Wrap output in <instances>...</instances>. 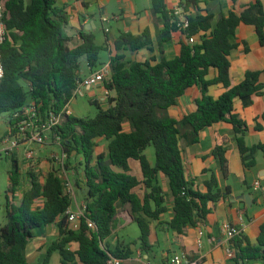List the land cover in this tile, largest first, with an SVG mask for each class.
Wrapping results in <instances>:
<instances>
[{
    "label": "trees",
    "instance_id": "trees-1",
    "mask_svg": "<svg viewBox=\"0 0 264 264\" xmlns=\"http://www.w3.org/2000/svg\"><path fill=\"white\" fill-rule=\"evenodd\" d=\"M152 2L153 11L161 13L165 23L164 29L158 32L160 47L169 42L176 31H181L186 38L206 34L194 44L183 41L175 58L162 59L155 65L149 61L128 62L120 53L143 48L152 50L149 30L141 35L120 34L113 44L112 81L106 84L108 90L115 91V96L109 99L110 106L107 109L99 106L92 119L66 115L53 129L68 158L83 157L86 210L78 229H73L68 221L72 199L54 167L44 182L38 175L29 173L30 187L21 202L12 200L21 176L15 161L9 173L7 222L0 223V264H32L25 258L24 250L34 231L54 223L58 224L60 238L48 248L43 264L49 263L54 252H59L64 262L78 260L81 264H107L110 257L125 259L132 254L130 244L118 245L112 250L107 240L112 236L118 208L127 204L131 205L141 232L132 244H140L143 251L149 252L151 220L167 212L158 183L160 172L169 178L175 201L170 228L183 233L187 225L205 222L216 203L230 194V189L207 194L193 190L185 176L179 143L183 136L191 144L198 143L202 131L220 121L234 126L245 167L256 165V153L264 151V144L252 147L245 144L244 135L249 126L234 113V106L238 100L263 94L264 70L247 72L240 84L232 85L230 54L233 45L229 37L241 23L249 24L255 26L264 45L263 2L256 0L240 15L232 12L213 29L212 15L190 16L186 30L179 27L178 18L167 9L164 0ZM200 2L181 0L180 6L185 10L198 9ZM3 3L8 35L2 46L5 75L0 81V116L18 112L31 100L38 103L43 112L61 113L75 97L82 74L81 60L85 58L91 70L97 68L100 54L108 45L98 44L93 33L80 32L82 44L70 48L68 12L55 0H3ZM211 69H216L218 76L206 80ZM215 83H222L226 88L217 99L208 95L209 86ZM24 84L29 87L28 92ZM195 85H201L202 89L196 111L180 120L168 116V108L177 105L179 98ZM127 125L129 131L125 128ZM187 129L189 133L184 132ZM100 138L108 141V153L95 155ZM151 146L155 150L153 166L144 154ZM213 154L222 173L227 175L226 148L217 146ZM131 160L140 163L143 181L130 173ZM76 184L80 186L81 182L76 179ZM141 184L148 189L143 199L134 192ZM39 198H43V204L35 206ZM88 220L96 224V229L88 227ZM73 242L78 244L76 250L71 249ZM231 246L236 251L237 264L264 260V224L258 245L251 244L240 234L231 241Z\"/></svg>",
    "mask_w": 264,
    "mask_h": 264
},
{
    "label": "crops",
    "instance_id": "crops-1",
    "mask_svg": "<svg viewBox=\"0 0 264 264\" xmlns=\"http://www.w3.org/2000/svg\"><path fill=\"white\" fill-rule=\"evenodd\" d=\"M55 1L59 7H64L68 12L69 27L67 31L71 37L68 43L69 47L76 48L82 44L80 32L93 33L98 44L108 45V49L104 50L108 53V60L102 62L103 65L111 64V57L115 53L113 44L122 32L141 35L149 30L153 41L152 50L143 48L137 52L121 51L120 53L125 56V60L128 62L149 61L155 65L162 59L171 60L178 54L181 43L187 41L186 36L181 31H176L172 33L169 42L164 43L161 47L157 44L158 32L164 29L165 23L163 15L153 11L152 0ZM255 1L201 0L198 9L190 8V14L192 17L198 14L212 15L213 29L222 18H228L232 12L240 15ZM260 1L264 4V0ZM164 2L167 9L173 12L175 7L180 6L181 0H164ZM104 17H109V22H104ZM195 36L199 42L202 33ZM229 40L233 45L230 54L232 85L240 84L247 72L264 70V45L260 42L255 26L241 23L235 34L229 37ZM81 67V77L88 76L86 73L89 70L92 74L99 69L97 67L98 69L91 70L86 59L84 64L81 63ZM217 76L218 71L211 69L205 79L213 80ZM225 91L226 88L222 83H215L209 86L208 95L217 99ZM90 97L93 100L99 99L103 103L106 102L101 85L91 88ZM201 97V85L191 87L179 98L177 105L168 108V116L180 120L184 116L192 114L196 111V101ZM234 113L249 126L248 132L244 135L245 144L249 147L264 144V92L262 95L254 96L249 100L236 101ZM125 128L127 131L130 130L129 125ZM184 132L189 133L190 129L184 130ZM238 137L230 122L220 121L204 129L200 141L196 144L189 143L184 136L180 139L185 176L190 187L202 194L224 192L228 187L230 194L227 197H222L216 203L205 222H199L196 226L187 225L184 232L179 233L169 226L174 216L175 201L169 178L160 172L158 183L163 190L167 212L162 213L158 219L151 220L150 244L152 248L149 252L143 251L140 244H132L140 237L141 232L140 230L134 232V224L137 223L134 220L131 205H125L123 209L118 208L113 233L107 242L112 250L118 245L130 244L132 254L122 259V264H167L168 258L176 253H184L192 261H198L199 264H237L235 258L227 255L228 238L221 230L225 223L237 228L240 234L244 235L251 244L258 245L261 225L264 224V151L256 153V165L254 167L246 168L238 146ZM217 146L226 148L227 175L222 173L219 162L213 154ZM148 148L144 154L153 166L155 153L148 152ZM25 165L27 167L26 163ZM129 165L130 173L143 181L144 175L140 163L131 160ZM80 176L81 185L77 187H84L82 191H85L86 178L84 172ZM211 181H214L212 185H210ZM257 182H259L260 187L255 191ZM147 191L148 189L144 184L134 190L141 199L144 198ZM248 194L252 195L250 203L243 198L244 195ZM79 199H76V207H70L71 213L77 212L79 207L86 203L83 194L80 195ZM40 203L42 205L43 201L38 199L36 204L40 206ZM70 224L72 227L73 223ZM201 228L204 229L205 235L202 244L198 245V232ZM59 238L60 231L57 223L37 228L24 250L25 258L32 264H43L48 248ZM77 248L78 244L73 242L71 249L76 250ZM72 263L81 264L78 260L64 262L61 254L54 252L48 264ZM246 264H264V260L248 261Z\"/></svg>",
    "mask_w": 264,
    "mask_h": 264
},
{
    "label": "rangeland",
    "instance_id": "rangeland-1",
    "mask_svg": "<svg viewBox=\"0 0 264 264\" xmlns=\"http://www.w3.org/2000/svg\"><path fill=\"white\" fill-rule=\"evenodd\" d=\"M108 60V53L106 51L102 52L100 55V62L98 68L102 67V62ZM81 63H85V58L81 60ZM112 67V66H111ZM97 68V69H98ZM90 70L86 75H89ZM25 91H29V87L24 84ZM91 89L82 86L80 91L76 93L75 97L69 104V109L71 110V115H74L78 118H94L98 113V107L107 109L109 105V99L115 96V91L106 98V102H102L99 99L93 100L90 97ZM10 113H4L0 116V149H5L6 143L5 139L8 137L9 121L11 118ZM33 150L36 156L35 165L33 167H26L25 157L26 151ZM108 153V141L100 138L97 139V146L95 148V155L99 153ZM148 152L155 153L154 147L151 146L148 148ZM63 149L61 146V140L55 135L54 131H50L46 134V140L43 144L28 143L26 145L20 146L9 153H6L5 150L1 152L0 158V223L2 225L6 224V204H7V195L10 187V178L9 173L13 170L15 161L19 164L20 170V184L17 187L15 196L13 195L12 200L16 203H20L24 192L30 187L29 173H34L39 176L42 182L45 181L46 176L50 169L54 167L58 175L62 178L65 190L70 195V191H73L76 196L72 198V206L76 207L77 201L80 200V195L85 196V191H82V188H78L75 184V180L78 179L81 182L80 174L84 172L83 157L80 155H74L71 158L68 156L60 162L62 159ZM108 161V156L106 158ZM86 188V187H85ZM83 192V193H82ZM11 196V194L9 193ZM41 205V203H40ZM121 209L124 208L120 207ZM134 232L139 231L137 224H134ZM139 233V232H138ZM132 237V234H130Z\"/></svg>",
    "mask_w": 264,
    "mask_h": 264
},
{
    "label": "built area",
    "instance_id": "built-area-1",
    "mask_svg": "<svg viewBox=\"0 0 264 264\" xmlns=\"http://www.w3.org/2000/svg\"><path fill=\"white\" fill-rule=\"evenodd\" d=\"M4 3L3 0H0V81L4 78L5 68L2 58V46L6 41L8 31L4 21ZM191 11L183 9L181 6H177L173 10V15L176 16L179 20L178 25L182 30H186L190 26L189 18L191 16ZM109 17H104V22H109ZM109 31V30H107ZM206 33H202L205 35ZM187 41L190 44L197 42L196 36H191L187 38ZM112 81V67L111 64H105L92 74L81 77V80L78 82V89L75 91V95L80 91L82 86H85L89 89L94 88L98 85L103 87V95L107 98L113 91H110L106 88V84ZM71 110L69 105L59 114L55 112H43L40 109V105L35 101H29L25 106H23L18 112L12 113L9 121L8 137L5 139L6 147L5 149H0V158L1 152L5 150L6 153L13 151L14 149L19 148L20 146L26 145L28 143L43 144L46 140V134L60 125L66 118V115H71ZM59 138V137H58ZM67 157V154L63 151V159ZM36 156L33 150L26 151L25 163L27 167H33L35 165ZM259 182L256 183L255 191L259 189ZM66 191V190H65ZM71 199L76 196L73 191H70ZM40 201H43V198H39ZM38 200V199H37ZM73 203V202H72ZM35 206L38 204L35 203ZM86 210V205L82 204L77 212L71 213L68 211L69 223H73L72 228L78 229L79 221L81 217L84 216ZM201 224V223H200ZM88 227L92 230L96 229V224L88 220ZM222 232L228 238V244L226 246L227 255L229 257L235 258L236 251L231 246V241L237 236L240 235V231L230 225L225 223L221 228ZM205 231L201 228L198 232L197 243L198 245L202 244ZM122 259L116 257H110L107 264H122ZM167 264H199L198 261H192L184 253H176L171 255L168 258Z\"/></svg>",
    "mask_w": 264,
    "mask_h": 264
},
{
    "label": "water",
    "instance_id": "water-1",
    "mask_svg": "<svg viewBox=\"0 0 264 264\" xmlns=\"http://www.w3.org/2000/svg\"><path fill=\"white\" fill-rule=\"evenodd\" d=\"M248 203H250V200L252 199V195L248 194V195H244L243 197Z\"/></svg>",
    "mask_w": 264,
    "mask_h": 264
}]
</instances>
